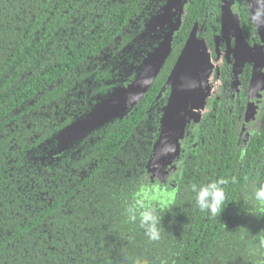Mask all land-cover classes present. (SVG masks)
Returning a JSON list of instances; mask_svg holds the SVG:
<instances>
[{"label": "trees", "instance_id": "obj_1", "mask_svg": "<svg viewBox=\"0 0 264 264\" xmlns=\"http://www.w3.org/2000/svg\"><path fill=\"white\" fill-rule=\"evenodd\" d=\"M149 1L0 0V264L264 263V203L254 199L264 168L217 157L240 149L235 134L205 127L175 165L188 173L175 174L173 190L146 180L161 167L150 161L170 94L163 87L195 0L142 98L63 147L70 126L96 117L158 44L160 10L134 22ZM220 181L224 209L212 215L196 194ZM142 189L157 210L158 241L128 220Z\"/></svg>", "mask_w": 264, "mask_h": 264}, {"label": "flooded vegetation", "instance_id": "obj_2", "mask_svg": "<svg viewBox=\"0 0 264 264\" xmlns=\"http://www.w3.org/2000/svg\"><path fill=\"white\" fill-rule=\"evenodd\" d=\"M191 1L150 0L134 22L139 27L146 21L142 15L148 12L156 14L172 2L170 21L160 25L161 19L157 18L153 26L161 29L159 44L163 35L179 19L173 41L185 20ZM193 7L195 19L184 32L186 38L180 40L178 55L190 34L199 39V45L191 49L190 56L194 62L209 58L205 69L210 76L208 97L200 96L196 101L200 105L196 108L191 106L177 159L172 163L169 161L167 168H161L164 165H160V162V168L154 164L155 168L147 175L149 184L162 189V193L177 186L175 174L187 176L188 172L175 170L174 167L181 162L180 157H185L189 143L194 140L192 145L196 147L200 134L209 125L213 127L214 136L218 132L219 135L235 134L234 148L236 145L240 148L219 152V163H229L236 157L237 161L248 163L253 169L264 168V0H195ZM163 92L169 94V89ZM163 97H158L156 105L163 102ZM157 111L161 112V109ZM225 167L227 171L232 169L230 164ZM214 169L217 172L221 170L219 164Z\"/></svg>", "mask_w": 264, "mask_h": 264}, {"label": "water", "instance_id": "obj_3", "mask_svg": "<svg viewBox=\"0 0 264 264\" xmlns=\"http://www.w3.org/2000/svg\"><path fill=\"white\" fill-rule=\"evenodd\" d=\"M178 1V0H177ZM174 2V0H173ZM171 3L166 4L160 11L158 18L160 25L170 21L169 14ZM179 19L171 25V28L163 35L161 42L155 49L148 52L142 61V67L129 85L122 86L105 98L99 108L96 117L89 122H76L70 126V132L63 144L65 147L69 140L93 130L108 118L113 117L121 110H126L136 104L148 90L156 77L165 59L169 55L171 41L179 25ZM264 30V28H262ZM195 37L190 34L187 43L178 56L163 89L170 88L167 104L162 109L160 119V137L154 145V155L150 163L164 165L177 159L180 149V141L189 121L191 106L200 105L196 102L201 96L206 97L208 92L209 72H205L209 58L192 61L189 48L194 45ZM199 42V41H198ZM205 63V68L203 67ZM192 102L193 104L189 103ZM166 161V162H165Z\"/></svg>", "mask_w": 264, "mask_h": 264}, {"label": "clouds", "instance_id": "obj_4", "mask_svg": "<svg viewBox=\"0 0 264 264\" xmlns=\"http://www.w3.org/2000/svg\"><path fill=\"white\" fill-rule=\"evenodd\" d=\"M226 183L227 181H220L200 187L196 194L198 207L212 215L221 214L225 199L222 185ZM152 199L149 190L142 189L134 203L126 209V212L129 221L136 222L139 219V226L144 229L150 241H158L160 239L159 217L156 208L151 204ZM254 199L264 203V185L255 191Z\"/></svg>", "mask_w": 264, "mask_h": 264}, {"label": "rangeland", "instance_id": "obj_5", "mask_svg": "<svg viewBox=\"0 0 264 264\" xmlns=\"http://www.w3.org/2000/svg\"><path fill=\"white\" fill-rule=\"evenodd\" d=\"M194 37H195L194 45H192L191 48H190V45L188 46V48H189V52H190L189 54H192V53H191V49H192V48L195 49V47L199 45V44H198L199 39H198L195 35H194ZM260 79H261V78H260ZM257 80H258V78H257ZM207 93H208V92H207ZM207 97H208V95L206 96V98H207ZM159 101H160V99H159ZM166 104H167V102L165 103V105H166ZM165 105L163 106V108L165 107ZM163 108H162V109H163ZM172 162H173V161H170V163H172ZM166 164H167V163H166ZM166 164H165V165H166Z\"/></svg>", "mask_w": 264, "mask_h": 264}]
</instances>
